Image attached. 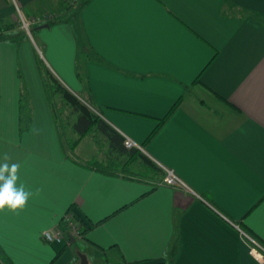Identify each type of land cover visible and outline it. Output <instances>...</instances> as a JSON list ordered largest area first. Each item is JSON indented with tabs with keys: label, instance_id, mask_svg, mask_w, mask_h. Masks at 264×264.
<instances>
[{
	"label": "crops",
	"instance_id": "obj_1",
	"mask_svg": "<svg viewBox=\"0 0 264 264\" xmlns=\"http://www.w3.org/2000/svg\"><path fill=\"white\" fill-rule=\"evenodd\" d=\"M58 1L0 0V19ZM78 19L93 58L70 20L0 41V164H19L17 186L32 193L22 210L0 211L2 254L12 264H262L238 226L264 242V0H90ZM44 66L185 186L156 185L141 163L124 173L128 156L99 131L71 149ZM85 140L97 154H81ZM73 214L83 239H44Z\"/></svg>",
	"mask_w": 264,
	"mask_h": 264
},
{
	"label": "trees",
	"instance_id": "obj_2",
	"mask_svg": "<svg viewBox=\"0 0 264 264\" xmlns=\"http://www.w3.org/2000/svg\"><path fill=\"white\" fill-rule=\"evenodd\" d=\"M90 2V0H83L79 8L77 10V13L74 14V20L72 22L75 24V29L78 37V43L80 45V55L83 56H90L93 58L95 55L87 49L86 42L84 40L82 30L79 25V19L78 15L81 11V9L87 5ZM69 20V19H65ZM62 20H54L52 22H49L50 25ZM71 21V19H70ZM1 24V20H0ZM46 24V23H45ZM14 24L7 23L5 25H0V41L2 40H11V39H18L21 37L19 31L14 33H8L6 34L3 31H7L13 27ZM39 29V28H38ZM16 33V34H15ZM80 56V57H81ZM43 76H44V82L47 86V90L50 96L51 104L54 109L56 119L58 120L60 130L62 131V134L64 136L65 142L70 146L71 149L75 148L78 142L82 138H84L86 135L90 134L91 132H101L108 140L110 144V148L112 151L118 152L121 155H127L128 159L126 161V164L123 166L122 170H124V173L130 174V173H137L133 169V162L132 160L139 158L142 165L149 169L150 171H155L160 175L161 180H156L154 183L157 185L159 182H162L164 177L167 174V171L157 166L155 163H153L147 156H145L143 153L140 152V148L133 147L128 148L125 145L126 138L122 136L120 133L115 131L111 126L105 123L100 116L93 111V109L86 104L85 101L81 100L79 97L72 94L68 89H66L56 80L52 72L46 68L45 66L42 68ZM59 84V85H58ZM71 106L72 112L75 115L74 120L72 122L69 121V119L64 115L68 114V107ZM70 108V107H69ZM70 122V123H69ZM70 127H69V125ZM72 131L77 135V139L74 140V138L71 137V134H69V131ZM109 169L115 170L114 167L109 166ZM121 170V171H122ZM139 174V173H138ZM133 175V174H132ZM72 208H70V214H71ZM75 222H80L79 227L82 228V221L79 220V217H77L76 214H73L71 217ZM65 225H67L65 223ZM67 228V227H66ZM64 229V227H63ZM83 231L86 232V229L83 226ZM242 229L245 230L246 233H248L250 236H252L254 239H256L258 242H260L264 246V242H262L253 232H251L248 228H245L244 226ZM0 264H12V262L4 255L2 254L0 250ZM171 264V263H169Z\"/></svg>",
	"mask_w": 264,
	"mask_h": 264
},
{
	"label": "rangeland",
	"instance_id": "obj_3",
	"mask_svg": "<svg viewBox=\"0 0 264 264\" xmlns=\"http://www.w3.org/2000/svg\"><path fill=\"white\" fill-rule=\"evenodd\" d=\"M13 1L14 0H11V2H13ZM82 1L83 0H59L56 4H52V5L43 7V8H39L38 9V8L34 7V9H31L30 12H27V11L26 12H22L20 10L21 14L18 12L17 15H14L12 17L3 18V19L1 18L0 19L1 20V24L0 25L3 26L5 24H7V23L14 24L11 29H9L7 31H3L6 34L14 33V32L19 31L18 34L20 33L21 36H27V37H32L33 38L35 29L40 28V26L44 25L47 22L48 23L52 22L55 19L56 20H65V19H69L70 20L71 19V21L74 20L73 16H74V14L77 13L79 5H80V3ZM40 16L43 18V20H45V22L40 24V25H38V26H32L30 28V29H32L31 33H29L25 28H23V24H22V19L23 18L26 19L28 22L29 21L31 22L33 19H35L37 17H40ZM87 49H88V47H87ZM69 107H68V114H66V112H64L65 113L64 115H66V117L69 119V121L72 122L74 120L75 115L72 112L71 106H69ZM69 123H68V125H69ZM69 127H70V125H69ZM94 133H95V131L91 132L88 135H93ZM69 134H71V137L74 138V140H76L78 138L77 135L75 133H72L71 130L69 131ZM96 136H98V138L100 137V139H102V141H104V137L103 136H101V135H96ZM82 139L83 140L86 139V136L84 138H82ZM88 140H90V139H88ZM84 142H85L86 146H85V149L82 148V150H81L82 151V153H81L82 155H84L86 157V156H92V155L97 154V150L99 149V147H97V146L95 147L94 144H90L89 142H91V140L88 143H86L87 142L86 140ZM78 144H79V142L77 143V145ZM104 146H102V147H104ZM101 150L104 151V148H101ZM100 154H103V153L101 152ZM139 160H140L139 158H136V159L132 160L133 169L137 168V165H139L141 163ZM132 174L134 175L135 173H130V175H132ZM139 176H143V175L139 174ZM157 176L158 175L152 176V178H150V180L151 179H153V181L161 180L160 176L158 177L159 179H156ZM158 184L161 185V182H159ZM172 187H175V186H172ZM175 188H182V187H175ZM77 217H78V215H77ZM83 226L84 225H82L81 227L83 228ZM82 228H78L77 232H75L74 235L72 234L71 238H69L70 236L68 238L66 237V239L64 241H62L61 243H64L65 245L70 246L72 238L74 240L75 239H77V240L83 239L86 232H84ZM238 228L241 231H244L243 233H244L245 237L249 240V242L251 244V248L252 247H256L257 250H259V249L263 250L262 248H264V246L260 242H258L256 239H254L248 233H246L245 230L242 229V227H238ZM47 230H53V229H47ZM258 243L260 245H258ZM81 261H82V259H81ZM81 261H80V264H81Z\"/></svg>",
	"mask_w": 264,
	"mask_h": 264
},
{
	"label": "built area",
	"instance_id": "obj_4",
	"mask_svg": "<svg viewBox=\"0 0 264 264\" xmlns=\"http://www.w3.org/2000/svg\"><path fill=\"white\" fill-rule=\"evenodd\" d=\"M44 22L45 20H43L41 16L33 19L31 22L30 21L28 22L24 18L22 19L23 28H25L29 33H31L32 29L30 28L32 26H38ZM125 145L128 148L137 147L136 143L130 138H126ZM161 184L168 185V186H175V187L185 186L184 183L174 173L169 172V171L167 172ZM66 224H67L66 229L61 228V229H56V230H45L43 232L44 239L48 241L49 243H61L62 241L66 239L67 233L69 234V236H72V234L74 235L75 232H77V229L80 228L79 227L80 223L75 222L70 216L66 217ZM258 245L260 244L258 243ZM262 249L263 250L261 249L257 250L256 247H252L250 252L253 256L259 259L262 264H264V248Z\"/></svg>",
	"mask_w": 264,
	"mask_h": 264
},
{
	"label": "clouds",
	"instance_id": "obj_5",
	"mask_svg": "<svg viewBox=\"0 0 264 264\" xmlns=\"http://www.w3.org/2000/svg\"><path fill=\"white\" fill-rule=\"evenodd\" d=\"M4 159L8 157L5 155ZM18 169L19 164H0V211L6 208L13 212L22 210L32 195L23 184L17 186Z\"/></svg>",
	"mask_w": 264,
	"mask_h": 264
},
{
	"label": "water",
	"instance_id": "obj_6",
	"mask_svg": "<svg viewBox=\"0 0 264 264\" xmlns=\"http://www.w3.org/2000/svg\"><path fill=\"white\" fill-rule=\"evenodd\" d=\"M46 27H50V24L49 23H46V24L40 26V28H46ZM70 238H71V236H70ZM81 264H88V259H87V257L85 255H82Z\"/></svg>",
	"mask_w": 264,
	"mask_h": 264
},
{
	"label": "bare ground",
	"instance_id": "obj_7",
	"mask_svg": "<svg viewBox=\"0 0 264 264\" xmlns=\"http://www.w3.org/2000/svg\"><path fill=\"white\" fill-rule=\"evenodd\" d=\"M239 227V226H238Z\"/></svg>",
	"mask_w": 264,
	"mask_h": 264
}]
</instances>
